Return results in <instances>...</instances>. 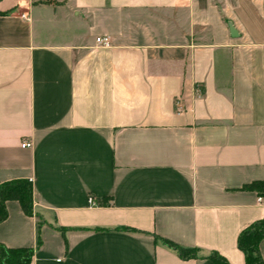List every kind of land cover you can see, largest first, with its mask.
Masks as SVG:
<instances>
[{
    "label": "crops",
    "instance_id": "1",
    "mask_svg": "<svg viewBox=\"0 0 264 264\" xmlns=\"http://www.w3.org/2000/svg\"><path fill=\"white\" fill-rule=\"evenodd\" d=\"M18 178L32 213L6 201L0 243L34 247L29 264H244L264 0H0V183Z\"/></svg>",
    "mask_w": 264,
    "mask_h": 264
},
{
    "label": "trees",
    "instance_id": "2",
    "mask_svg": "<svg viewBox=\"0 0 264 264\" xmlns=\"http://www.w3.org/2000/svg\"><path fill=\"white\" fill-rule=\"evenodd\" d=\"M243 190H254L258 195L264 197V180H256L241 186ZM14 200L18 203L25 215H31L32 189L31 183L25 178L12 179L0 183V222L7 216L5 203ZM38 224H40L38 222ZM123 229H130L122 227ZM264 237V210L263 215L242 228L236 236V247L242 252L244 264H263L258 252V244ZM155 239L173 250L181 259L197 258L195 248L181 247L169 240L155 236ZM39 244L37 239L35 247ZM34 247H8L0 243V264H29ZM214 264H228L223 256L215 251L205 256Z\"/></svg>",
    "mask_w": 264,
    "mask_h": 264
},
{
    "label": "built area",
    "instance_id": "3",
    "mask_svg": "<svg viewBox=\"0 0 264 264\" xmlns=\"http://www.w3.org/2000/svg\"><path fill=\"white\" fill-rule=\"evenodd\" d=\"M95 43H96L97 46H100V47H107L108 44H109L108 37H99V38H96V39H95ZM176 108H177V109H180V106L177 105ZM29 145H30V143L27 142V141H24V142H21V143H20V146H21V147L29 146ZM260 199H261V197H257V201H260ZM87 202H88L89 204H93V203H94L91 197H88V198H87Z\"/></svg>",
    "mask_w": 264,
    "mask_h": 264
},
{
    "label": "water",
    "instance_id": "4",
    "mask_svg": "<svg viewBox=\"0 0 264 264\" xmlns=\"http://www.w3.org/2000/svg\"><path fill=\"white\" fill-rule=\"evenodd\" d=\"M230 27V26H229ZM231 29V28H230Z\"/></svg>",
    "mask_w": 264,
    "mask_h": 264
}]
</instances>
